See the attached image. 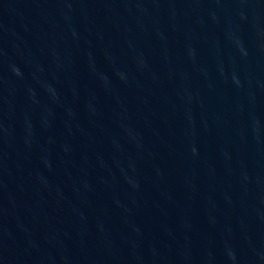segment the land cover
Wrapping results in <instances>:
<instances>
[{
	"label": "water",
	"instance_id": "95a60500",
	"mask_svg": "<svg viewBox=\"0 0 264 264\" xmlns=\"http://www.w3.org/2000/svg\"><path fill=\"white\" fill-rule=\"evenodd\" d=\"M0 264H264V0H0Z\"/></svg>",
	"mask_w": 264,
	"mask_h": 264
}]
</instances>
